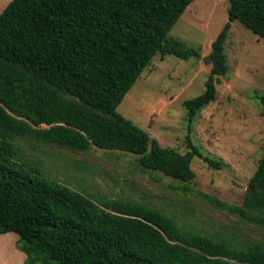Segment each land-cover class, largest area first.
Listing matches in <instances>:
<instances>
[{"label":"trees","instance_id":"1","mask_svg":"<svg viewBox=\"0 0 264 264\" xmlns=\"http://www.w3.org/2000/svg\"><path fill=\"white\" fill-rule=\"evenodd\" d=\"M194 0H11L0 15V236L18 235L26 264H264V245L202 234L157 208L93 198L48 177L16 144L29 139L71 152L96 148L137 157L143 171L194 180L190 137L228 74L225 42L238 22L264 41V0H228V22L202 57L169 36ZM210 67L203 94L184 103V154L118 112L156 56ZM264 117V94L259 96ZM184 190H188L184 188ZM230 215L264 227V151Z\"/></svg>","mask_w":264,"mask_h":264},{"label":"rangeland","instance_id":"2","mask_svg":"<svg viewBox=\"0 0 264 264\" xmlns=\"http://www.w3.org/2000/svg\"><path fill=\"white\" fill-rule=\"evenodd\" d=\"M11 0H0V15ZM228 0H194L169 36L204 58L228 22ZM228 74L220 78L216 101L191 125L190 137L214 169L194 158L193 181L181 183L143 171L137 157L92 148L71 152L18 139L20 155L51 179L93 198L131 200L157 208L181 226L202 234L264 245V227L238 219L219 204L239 206L264 151V41L238 22L225 42ZM210 67L201 60L156 56L117 112L162 147L184 154L189 134L184 103L205 91ZM187 188L188 190H184ZM18 235L0 236V264H26Z\"/></svg>","mask_w":264,"mask_h":264}]
</instances>
